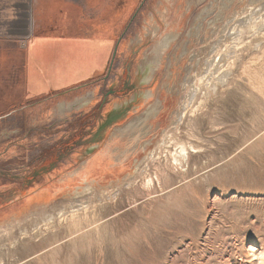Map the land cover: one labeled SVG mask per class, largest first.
Returning a JSON list of instances; mask_svg holds the SVG:
<instances>
[{
    "label": "rangeland",
    "instance_id": "rangeland-1",
    "mask_svg": "<svg viewBox=\"0 0 264 264\" xmlns=\"http://www.w3.org/2000/svg\"><path fill=\"white\" fill-rule=\"evenodd\" d=\"M67 1L83 9L82 38L94 46L87 57L95 67V50L99 71L63 93H30L20 69L0 84V264H264V1H233L227 26L221 22L213 37L205 22L202 41L188 35L213 0ZM26 2L29 31L20 42L28 43L47 29L39 0ZM168 34L177 39L166 49ZM210 46L204 81L183 89L195 54ZM134 51L136 87L129 88L136 92L100 109ZM187 96L189 106H181ZM120 106L123 114L105 126L93 152L80 141L59 163L41 166L86 114L98 108L105 125ZM137 128L141 139L132 146L126 134L137 136ZM177 141L191 152L185 167L175 160ZM88 186L94 190L81 219L71 218L70 205L52 207Z\"/></svg>",
    "mask_w": 264,
    "mask_h": 264
},
{
    "label": "crops",
    "instance_id": "crops-1",
    "mask_svg": "<svg viewBox=\"0 0 264 264\" xmlns=\"http://www.w3.org/2000/svg\"><path fill=\"white\" fill-rule=\"evenodd\" d=\"M38 9L44 11L40 17L46 24L44 36L20 42L29 31L27 2L0 0V84L13 81L6 76L11 78L20 69L30 93L68 92L99 71L95 50L91 60L95 67L87 57L93 45L82 38L83 9L67 0H39Z\"/></svg>",
    "mask_w": 264,
    "mask_h": 264
},
{
    "label": "bare ground",
    "instance_id": "bare-ground-1",
    "mask_svg": "<svg viewBox=\"0 0 264 264\" xmlns=\"http://www.w3.org/2000/svg\"><path fill=\"white\" fill-rule=\"evenodd\" d=\"M233 1H235V0H213V2L209 5V6H207L206 8H204L202 11H201V13L199 14V16L197 17V19H196V21L198 22V23H200V27H194V30L193 31H191L190 33H189V37H190V39H192V38H195V39H199V40H203L202 38L203 37H201V35H202V31L203 32H205V29L203 30V28L204 27H202V24H204L205 22H207V23H209V25L212 27V31L213 32H209V33H214V35H213V37L215 36H218L221 32H219L220 31V29H219V27H220V25H221V22L224 24V25H226L227 26V24H228V22H230V19H231V16H230V19L228 20L227 19V14L229 13V9L231 8V5H232V3H234ZM237 1H239V0H237ZM258 2L260 1V0H257ZM264 1V0H263ZM263 1H261V3L263 2ZM249 2H250V0H242L240 3H243V4H245V5H249ZM260 3V4H261ZM257 4V3H256ZM251 5V4H250ZM245 7V6H244ZM253 7H255V6H253ZM259 7V6H258ZM233 8V7H232ZM248 8V7H247ZM246 8V9H247ZM251 8H252V6H251ZM250 9V8H249ZM249 9H247V11L249 10ZM255 9V8H254ZM253 9V10H254ZM261 9V8H260ZM245 10V9H244ZM231 11V10H230ZM257 11H258V9H257ZM263 11V10H262ZM249 12V11H248ZM250 12H251V10H250ZM264 12V11H263ZM244 13V12H243ZM242 13V14H243ZM259 13V12H258ZM262 13V12H261ZM238 13L236 12V13H234V15L236 16ZM240 14V13H239ZM238 14V15H239ZM245 14H246V12H245ZM244 14V15H245ZM253 14H255V13H253ZM264 14V13H263ZM262 14V15H263ZM259 15V14H258ZM264 16V15H263ZM234 17V16H233ZM256 17H258V16H256ZM260 17V16H259ZM258 17V18H259ZM249 18V17H248ZM251 18V17H250ZM261 18V17H260ZM259 18V19H260ZM264 18V17H263ZM210 19V20H209ZM212 19V20H211ZM227 19V20H226ZM238 19H239V16H238ZM247 19V18H246ZM252 19V18H251ZM208 20V21H207ZM237 20V19H236ZM243 20V19H242ZM258 20V19H257ZM232 21H233V18H232ZM235 21V20H234ZM233 21V22H234ZM241 21V20H240ZM247 21V20H246ZM249 21V20H248ZM260 21V20H259ZM195 22V21H194ZM249 22H252V21H249ZM248 22V23H249ZM234 23H236V22H234ZM244 23H247V22H244ZM259 23V22H258ZM230 24V23H229ZM263 24V23H262ZM205 25V24H204ZM248 26H251V25H249V24H247ZM253 25V24H252ZM194 26V25H193ZM228 26H230V25H228ZM225 27V26H224ZM263 27H264V24H263ZM240 28H242V27H240ZM193 29V28H192ZM222 29V28H221ZM225 29V28H224ZM248 29H249V27H248ZM251 29V28H250ZM263 30H264V28H262ZM261 29V30H262ZM225 30H227V29H225ZM235 30V29H234ZM239 30V29H238ZM257 30H260V28L259 29H257ZM262 30V31H263ZM231 31V30H230ZM253 32H255L254 30H252ZM233 33V32H232ZM257 34H258V32H256ZM230 34H231V32H230ZM261 35V34H260ZM263 35V34H262ZM239 36V35H238ZM212 36H211V38H213ZM242 37H243V35H242ZM176 39H177V35L176 34H168L167 35V37H166V40L164 41V47L166 48V49H168V48H170L169 46L171 45L170 43H172V42H174V41H176ZM228 39V38H227ZM212 40V39H211ZM220 40H221V36H220ZM217 41V40H216ZM218 41H219V39H218ZM217 41V42H218ZM228 42H229V40H227ZM190 42V41H189ZM215 43V42H214ZM229 43H232V42H229ZM170 44V45H169ZM213 44V43H212ZM226 44V43H225ZM228 44V43H227ZM236 45H237V43H235ZM234 44V45H235ZM215 44H213L212 46H214ZM223 45V44H222ZM221 44H220V46H222ZM230 45V44H229ZM228 45V46H229ZM212 46H210V47H208V48H204L205 50H202L203 52H201V53H196L195 54V57H194V60H192L191 62V65L190 66H188V75L186 76L187 77V79H186V81L185 82H183V89H186V88H188L189 86H190V84L193 82V80H196L195 82H203L204 81V76H203V73H202V70H203V68H205L204 67V65H205V61L207 62V64H209L208 63V61H210V57L208 56L209 55V51H210V49L212 48ZM216 46V45H215ZM219 46V45H218ZM217 46V47H218ZM230 46H232V45H230ZM229 46V47H230ZM235 48H237V47H235ZM234 48V49H235ZM183 49H185V48H183ZM221 49V48H220ZM229 49V48H228ZM230 50V49H229ZM184 51V50H183ZM197 51H199V50H197ZM196 51V52H197ZM227 51V50H226ZM232 51V50H231ZM231 51H229V53L231 52ZM181 52V51H180ZM186 52V51H185ZM184 52V53H185ZM211 52V51H210ZM216 52L218 53V52H220V51H215V56L217 55L216 54ZM225 52V51H224ZM223 53V52H222ZM226 53V52H225ZM232 53V52H231ZM214 54V53H213ZM221 54V53H220ZM227 54V53H226ZM194 55V54H193ZM223 55H225V54H223ZM230 55V54H229ZM229 55L228 56H223V57H225V58H227V60H228V58H229ZM232 55H234L233 53H232ZM178 57H179V55H178ZM221 57H222V54H221ZM222 57V58H223ZM237 57V56H236ZM217 58V57H216ZM220 58V57H219ZM224 58V59H225ZM192 59V58H191ZM209 59V60H208ZM230 59V58H229ZM236 61V60H235ZM196 62H197V64H196ZM213 62V61H212ZM230 62V61H229ZM221 63V62H220ZM214 64H216L215 63V61H214ZM226 64V63H225ZM231 64V63H230ZM207 67V66H206ZM151 67H149V69H150ZM225 68V67H224ZM207 69V68H206ZM209 69V68H208ZM220 69V68H219ZM212 70H213V68H212ZM211 69L210 70H208V71H212ZM223 70H225V69H223ZM150 71V70H149ZM219 71V70H218ZM221 71V70H220ZM226 71V70H225ZM151 72V71H150ZM209 73V72H208ZM207 73V74H208ZM212 73V72H211ZM224 73V72H223ZM195 76V77H194ZM206 76V75H205ZM185 77V78H186ZM214 77V76H213ZM184 79V78H183ZM213 79V78H212ZM224 81V80H223ZM141 82V81H140ZM214 87V86H213ZM195 88V87H194ZM193 92H195V90L193 91ZM197 93V92H196ZM145 94V97H146V99H149V98H151V93H144ZM143 94V95H144ZM182 97V96H181ZM188 98H189V96H187L186 98H184L186 101L184 102V103H181V106H185V104H188V105H186V107H188L189 106V101H188ZM184 101V100H183ZM189 102V103H188ZM158 103V102H157ZM191 105V104H190ZM158 106V105H157ZM153 107V106H152ZM159 107V106H158ZM158 107H156V108H158ZM159 109V108H158ZM157 109V110H158ZM189 109V108H188ZM160 110V109H159ZM151 111V110H150ZM186 111H188V110H186ZM155 112V111H154ZM147 113H148V111H147ZM147 113H145V114H147ZM157 113H158V111H157ZM151 115V114H150ZM149 116V115H148ZM147 116V117H148ZM152 116H153V114H152ZM151 116V117H152ZM156 116V115H155ZM146 117V118H147ZM149 118V117H148ZM147 118V119H148ZM143 119H144V117H143ZM146 119V120H147ZM151 119V118H150ZM149 119V120H150ZM182 119V118H181ZM140 120V119H139ZM152 120V119H151ZM182 121V120H181ZM141 122V121H140ZM146 122V121H145ZM144 122V123H145ZM173 122V121H172ZM148 123V122H147ZM178 123V122H177ZM182 124V123H181ZM130 125V124H129ZM144 125V124H143ZM146 125V124H145ZM136 126V125H135ZM148 126V125H147ZM123 128V127H122ZM177 128V127H176ZM179 129V128H178ZM135 130V129H134ZM136 130H139L138 128L136 129ZM146 130H147V128H146ZM175 130H177V129H175ZM123 131V130H122ZM140 131L141 130H139L138 131V134H137V136H134V135H130V133H129V135L128 134H126V136H127V139H128V142H129V144L130 145H132V146H135V144L141 139V136H139V133H140ZM174 131V130H173ZM146 133V132H145ZM148 133V132H147ZM177 133H179V132H177ZM165 134H166V132H165ZM180 134V133H179ZM122 135V134H121ZM124 135V134H123ZM175 135V134H174ZM173 136V135H172ZM177 136V135H176ZM174 137V136H173ZM170 138V137H169ZM166 139H167V137H166ZM178 139V138H177ZM175 140H176V138H175ZM174 140V142H176ZM172 142V141H171ZM178 142V141H177ZM180 142V141H179ZM178 142V145L177 146H179V151H180V153H179V157H177V158H175V160L177 161V162H180L181 164L180 165H183V167H185V163H187V164H189V160H190V157H191V152H190V150L188 149V145L186 146L185 145V143H187V142H180L179 143ZM163 143V142H162ZM168 143V142H167ZM175 144V143H174ZM171 145H172V143H171ZM168 147V146H167ZM190 148H192L193 149V147H191V145L189 146ZM164 148V147H163ZM178 148V147H177ZM195 148V147H194ZM111 149V148H110ZM166 149V148H165ZM192 151V150H191ZM194 152V151H193ZM192 152V153H193ZM138 170V169H137ZM137 170H135V171H137ZM134 171V172H135ZM88 183H90V182H88ZM93 187V186H92ZM92 190H94V188H91L90 186H88L87 187V189H85V190H83L84 192L82 193H77L76 195H78V198L76 197V195H74V196H70V197H67L66 199H64V201H59V202H57V203H55V204H53L52 205V207H57L58 205H62L63 204V206L64 205H70V206H72V208H74V209H72L70 206V208L73 210V215L71 216V218L72 219H81L78 215V212H80L79 211V209H84L86 206L84 205L85 203V201H84V199L85 198H88V197H90V196H88V197H85L87 194L89 195L90 194V192H92ZM79 191H81V190H79ZM95 192V191H94ZM98 192V191H97ZM93 193V192H92ZM99 193H100V191H99ZM98 193V194H99ZM95 194V193H94ZM93 195V194H92ZM100 195H103V194H100ZM95 196V195H94ZM97 196V195H96ZM75 198L76 199H78V203H76L77 201L75 200ZM92 198V197H91ZM89 199V198H88ZM96 199V198H95ZM89 201H91V200H89ZM88 201V202H89ZM94 201V200H93ZM92 203V202H91ZM62 206V207H63ZM85 206V207H84ZM87 206H89V205H87ZM80 207V208H79ZM54 208V209H55ZM64 208V207H63ZM66 208V207H65ZM68 208V207H67ZM76 208H78V209H76ZM50 209V208H49ZM58 209V208H57ZM89 209V208H88ZM87 209H84V211H86ZM48 211V210H47ZM60 211V210H59ZM88 211V210H87ZM86 211V212H87ZM57 213V212H56ZM66 213V212H65ZM52 215H54V214H52ZM67 215V214H66ZM55 216V215H54ZM57 216V215H56ZM63 217V216H62ZM65 217V216H64ZM66 218V217H65ZM53 219V218H52ZM55 219V218H54ZM64 219V218H63ZM57 220V219H56ZM67 220H68V218H67ZM49 221V220H48ZM53 221V220H52ZM60 221V220H59ZM58 221V222H59ZM62 221V220H61ZM72 221V220H71ZM80 221V220H79ZM78 222V221H77ZM54 223V222H53ZM74 223V222H73ZM75 223H76V221H75ZM263 253V252H262ZM261 254V253H260ZM264 258H262L261 260H263ZM260 261V260H259Z\"/></svg>",
    "mask_w": 264,
    "mask_h": 264
},
{
    "label": "flooded vegetation",
    "instance_id": "flooded-vegetation-1",
    "mask_svg": "<svg viewBox=\"0 0 264 264\" xmlns=\"http://www.w3.org/2000/svg\"><path fill=\"white\" fill-rule=\"evenodd\" d=\"M131 25H132V23L128 26L127 30H125L124 33L121 35V37L119 38V40L115 46L114 53L116 51V55L114 56V53H113L112 60L110 62L108 70H107V75L104 77V82H108L111 79L110 77H111V74L113 72V69L115 70V64L117 62L116 58L118 56V51H119L120 45L128 37V33L130 32ZM135 55H137L136 51H134L132 53V55L129 56L124 61L122 74L121 75H117V74L115 75V82H116L117 86L114 83H112V85L109 88V90L107 91V93L104 94V100L102 101V103L99 107L100 109H103L107 105L109 98L113 97L116 99H123V98L128 97L132 92L133 93L136 92V91H133L132 89L129 88V85L133 88L136 87L135 79L134 80L131 79V70L129 69L130 64L133 62ZM157 70L152 75H154L157 72ZM143 81H144V79H143ZM150 82H151V79H150ZM138 85L142 86L145 84H144V82H141ZM147 93L148 92H146V94ZM137 98L127 99V102L124 104L125 109H126V106L132 107V105L137 102ZM90 99L92 100V96L88 97L86 104H89L92 102ZM121 108L123 109V107L120 106L116 109L114 108L115 110L114 109L113 110L115 111V113L121 112L120 111ZM129 111H130V108H129ZM100 112L101 111H99L98 108H95V110H93L91 113L86 114L83 118H81L79 121V126L76 128V131H78V132H74V133H72V135H69V137H67V139H66V141H67L66 143L57 144L56 147H54V149H57L56 152H58L56 154V157L54 154L56 152L54 151L52 156H50V157L47 156V158H45L44 162L41 163V166L46 167V166L53 164V163H59V160H61V158L63 156L66 157V155H67L65 153L66 148L69 150L71 147H74L77 142H80V141L86 142V144L87 143L92 144L87 152H89V151L93 152L95 150V148H97V147H94L95 145H93V143H94V141H96L97 137H100L98 135L102 133V131H100L101 128L105 127V126L107 127L109 125H112V124H114V122H116L118 119H120V115L116 114V117H114V115H115V113H114L106 121L105 125H102L104 123L105 117L103 115H101ZM112 117H114V118L111 120L112 121L111 124H109V121ZM94 129H97L95 135L93 134ZM92 134L94 135V137L89 141ZM60 151H61V154H60ZM69 152H70V150H69ZM39 161H40V159H39Z\"/></svg>",
    "mask_w": 264,
    "mask_h": 264
},
{
    "label": "water",
    "instance_id": "water-1",
    "mask_svg": "<svg viewBox=\"0 0 264 264\" xmlns=\"http://www.w3.org/2000/svg\"><path fill=\"white\" fill-rule=\"evenodd\" d=\"M116 55V51H115V53H114V56ZM117 113V112H116ZM116 113H115V115H114V117H116ZM123 114V113H122ZM114 117H112L111 119H110V121H109V124H111V120L114 118ZM105 129V127H102L101 128V130L100 131H103Z\"/></svg>",
    "mask_w": 264,
    "mask_h": 264
}]
</instances>
